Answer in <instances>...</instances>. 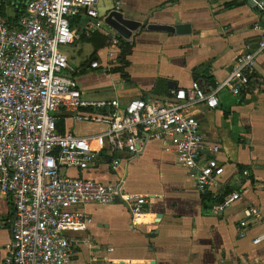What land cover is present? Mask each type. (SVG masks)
I'll use <instances>...</instances> for the list:
<instances>
[{
  "label": "crops",
  "instance_id": "crops-1",
  "mask_svg": "<svg viewBox=\"0 0 264 264\" xmlns=\"http://www.w3.org/2000/svg\"><path fill=\"white\" fill-rule=\"evenodd\" d=\"M117 2L126 18L145 20V25L192 26L185 36L146 27L135 31L126 40L133 49L125 67L121 54L109 62L107 46L99 47L93 37L99 32L123 39L105 24L64 47L71 67L65 74L72 75L84 96L116 98L123 106L132 99L167 104L173 90L187 89L193 81L222 83L240 55L257 50L264 25L257 0H98L97 9L104 12ZM90 20L81 13L71 22L82 32ZM95 61L99 68L91 67ZM218 99L216 109L198 104L188 113L199 121L206 147H219L218 152L206 148L200 159L215 158L224 167L222 193L239 192L241 200L221 216L212 215L195 181L166 151L168 144L149 137L144 150L125 156L116 171L106 162L91 171H66L105 185L120 182L128 195L144 197L148 205L135 215L122 203L84 206L92 222L82 232L67 233L77 245L66 264H264V240H257L264 235V53L257 56L255 74L241 94L223 89ZM76 125L70 132L77 134ZM92 126L95 133L105 130ZM249 206L259 207L262 218L251 221L241 237L239 223ZM11 212L8 197L0 192V264L11 241Z\"/></svg>",
  "mask_w": 264,
  "mask_h": 264
},
{
  "label": "built area",
  "instance_id": "built-area-1",
  "mask_svg": "<svg viewBox=\"0 0 264 264\" xmlns=\"http://www.w3.org/2000/svg\"><path fill=\"white\" fill-rule=\"evenodd\" d=\"M97 3L25 0L17 19L0 15V192L12 207L4 264H66L77 245L67 233L82 232L92 222L83 210L88 204L119 200L134 215L144 211L145 198L128 195L120 182L105 185L66 171H91L102 162L116 171L125 156L144 150L149 137L167 143L166 151L187 170L201 197H211L212 215L221 216L241 200L239 192L222 193L224 167L215 158L200 159L206 148L218 152L219 147H206L200 123L188 109L198 104L218 108L223 89L235 97L241 94L255 74L257 56L264 53V25L257 50L240 55L222 83L202 86L193 81L187 89L173 90L167 104L132 99L123 106L116 98H86L77 81L65 74L71 67L62 47L104 25ZM258 6L264 12V0ZM115 7L121 11L120 2ZM81 13L91 19L82 32L71 24ZM121 51L119 37L108 36L109 62ZM91 67L100 65L95 61ZM63 118L103 125L105 130L61 133L57 122ZM261 218L259 207L246 208L239 223L241 237L251 221ZM257 240L263 241L264 235Z\"/></svg>",
  "mask_w": 264,
  "mask_h": 264
},
{
  "label": "water",
  "instance_id": "water-1",
  "mask_svg": "<svg viewBox=\"0 0 264 264\" xmlns=\"http://www.w3.org/2000/svg\"><path fill=\"white\" fill-rule=\"evenodd\" d=\"M12 2V0H7L6 5H12ZM2 3L3 0H0V6L2 5ZM98 13L99 17H104V24L115 31L120 37L125 40H130L133 36V33L135 31H138L142 27H146V29L149 31L166 32L180 36L190 35L192 33V26L186 23L175 25L148 23L145 25V20L126 18L124 13L122 11H118L113 3L111 4V7L106 11L102 12L99 9ZM120 203L121 202L119 200L116 202V204ZM147 207L148 205L144 206V208Z\"/></svg>",
  "mask_w": 264,
  "mask_h": 264
},
{
  "label": "trees",
  "instance_id": "trees-1",
  "mask_svg": "<svg viewBox=\"0 0 264 264\" xmlns=\"http://www.w3.org/2000/svg\"><path fill=\"white\" fill-rule=\"evenodd\" d=\"M10 6L13 8L12 12H10L8 10V8H7L8 6L6 5V3L5 4L2 3V5L0 6V15L3 19H6L8 21H13L14 19H17L21 15V12H24L25 0H22L21 4L19 3V4H15V5L12 2V5H10ZM16 7L18 9H15ZM71 24H72V22H71ZM72 27L74 28V24H72ZM94 36H97V39H98L97 41L100 43L99 47L102 48L103 46L108 45V37L106 35L99 33V32H96L93 34V37ZM82 39H85V37L82 36L81 40ZM119 39L121 41V47H122V53H121L119 59L125 67L127 65L126 57L131 54L132 49H133V44H130L128 41L123 40L121 38H119ZM97 47H96V50L100 49V48L97 49ZM72 127H73V122L65 121V119L64 120L62 119V120L57 122V128H58L59 132H61V133L70 132ZM204 199H206L210 202L211 197L207 196V197H204ZM207 208L209 209L210 207H207Z\"/></svg>",
  "mask_w": 264,
  "mask_h": 264
},
{
  "label": "rangeland",
  "instance_id": "rangeland-1",
  "mask_svg": "<svg viewBox=\"0 0 264 264\" xmlns=\"http://www.w3.org/2000/svg\"><path fill=\"white\" fill-rule=\"evenodd\" d=\"M20 2H22V0H13V4H18V3H20ZM8 8V10L10 11V12H12V10H13V8L11 7V6H8L7 7ZM74 18V17H73ZM73 18H71V19H73ZM105 27V26H104ZM108 31H110L109 30V28L107 27L106 28ZM64 47L65 46H63L62 47V49L64 50ZM67 48V47H66ZM69 50H70V48H69ZM82 58V60L84 61V57L82 56L81 57ZM88 59V58H87ZM66 76H68V77H71L72 75H69V74H67L66 73ZM93 124H86V123H77V125H76V129H75V132L77 133V134H88V133H95L96 131H98V130H96L97 128H96V126H92Z\"/></svg>",
  "mask_w": 264,
  "mask_h": 264
},
{
  "label": "flooded vegetation",
  "instance_id": "flooded-vegetation-1",
  "mask_svg": "<svg viewBox=\"0 0 264 264\" xmlns=\"http://www.w3.org/2000/svg\"><path fill=\"white\" fill-rule=\"evenodd\" d=\"M6 1H7V0H3V4H5V3H6ZM12 1H13V0H12ZM21 3H22V2H20V4H21ZM14 5H15V4H14Z\"/></svg>",
  "mask_w": 264,
  "mask_h": 264
}]
</instances>
